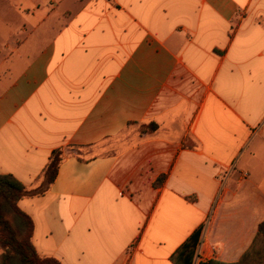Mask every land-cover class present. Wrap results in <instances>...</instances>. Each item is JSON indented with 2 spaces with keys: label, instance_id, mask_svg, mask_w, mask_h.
<instances>
[{
  "label": "crops",
  "instance_id": "1",
  "mask_svg": "<svg viewBox=\"0 0 264 264\" xmlns=\"http://www.w3.org/2000/svg\"><path fill=\"white\" fill-rule=\"evenodd\" d=\"M56 1L0 74V174L34 187L64 150L18 203L36 251L173 264L203 226L200 261H240L264 221V0Z\"/></svg>",
  "mask_w": 264,
  "mask_h": 264
},
{
  "label": "trees",
  "instance_id": "2",
  "mask_svg": "<svg viewBox=\"0 0 264 264\" xmlns=\"http://www.w3.org/2000/svg\"><path fill=\"white\" fill-rule=\"evenodd\" d=\"M156 123H149L141 132L153 133ZM71 148H78L70 146ZM64 159L63 148L54 149L34 187H28L11 174H0V264H62L54 257L40 255L32 242L34 224L30 215L18 205L26 197L44 194L54 182ZM203 226L197 228L171 255L173 264H193L201 242ZM199 264H264V221L258 225L250 248L236 263L215 260Z\"/></svg>",
  "mask_w": 264,
  "mask_h": 264
},
{
  "label": "rangeland",
  "instance_id": "3",
  "mask_svg": "<svg viewBox=\"0 0 264 264\" xmlns=\"http://www.w3.org/2000/svg\"><path fill=\"white\" fill-rule=\"evenodd\" d=\"M41 5V11L48 9L49 3L57 4L56 0H0V74L11 67V62L17 53L18 42L24 40L31 33L32 27L28 24L25 30L23 25L30 23L29 11ZM40 14V13H39ZM42 29L35 30L33 35H41ZM3 77L0 78V90L3 86Z\"/></svg>",
  "mask_w": 264,
  "mask_h": 264
},
{
  "label": "built area",
  "instance_id": "4",
  "mask_svg": "<svg viewBox=\"0 0 264 264\" xmlns=\"http://www.w3.org/2000/svg\"><path fill=\"white\" fill-rule=\"evenodd\" d=\"M198 249H199V247H198ZM198 249H197L196 256H195L193 264H199V262H201L200 261V252H199Z\"/></svg>",
  "mask_w": 264,
  "mask_h": 264
}]
</instances>
